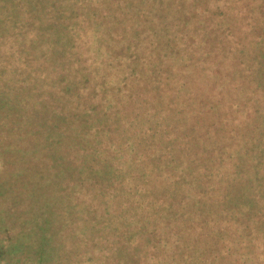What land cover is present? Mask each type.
Returning a JSON list of instances; mask_svg holds the SVG:
<instances>
[{"label":"trees","instance_id":"16d2710c","mask_svg":"<svg viewBox=\"0 0 264 264\" xmlns=\"http://www.w3.org/2000/svg\"><path fill=\"white\" fill-rule=\"evenodd\" d=\"M135 221L131 264H264V0H0V264Z\"/></svg>","mask_w":264,"mask_h":264},{"label":"rangeland","instance_id":"374dc122","mask_svg":"<svg viewBox=\"0 0 264 264\" xmlns=\"http://www.w3.org/2000/svg\"><path fill=\"white\" fill-rule=\"evenodd\" d=\"M98 32L100 33V29L98 30ZM141 223L143 224V222ZM145 227H147V222L145 223ZM136 228L139 229L137 226V221L133 222V225L130 226L129 231L126 235L117 236L118 243L109 246V248L106 247L105 249H102L101 252L99 251L100 253L97 252L96 255L97 257L99 256V259L94 258L95 262L94 259H92V261L91 259L87 261L79 260V264H91L93 262L96 264H102V262L103 264H131L132 257L130 259L125 255V253L132 252V249H134L132 253H137L143 250V252H146L145 254L147 255V232H144L143 234L139 235L141 239L136 240L135 237L137 235L135 234L140 232H137ZM124 244H126L127 246L124 247ZM81 252L86 253L85 251H79L80 254ZM67 254L69 255V257H71V255L75 254V252L69 251L67 252ZM70 261L71 259L66 258L67 264H70Z\"/></svg>","mask_w":264,"mask_h":264}]
</instances>
